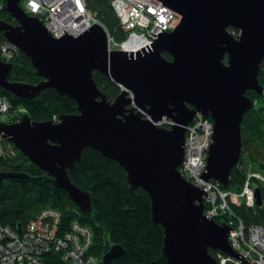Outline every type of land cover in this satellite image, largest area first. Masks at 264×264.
Masks as SVG:
<instances>
[{
	"label": "water",
	"instance_id": "1",
	"mask_svg": "<svg viewBox=\"0 0 264 264\" xmlns=\"http://www.w3.org/2000/svg\"><path fill=\"white\" fill-rule=\"evenodd\" d=\"M160 1L181 15L179 23L149 48L128 53L108 51L98 23L77 37L54 38L23 10L21 0H5L17 24L0 19V32L30 59L41 79L10 81L12 63L0 60V87L24 99L53 88L75 101L77 113L62 114L58 122L31 120L24 113L17 122H0V135L86 213L92 210L90 193L73 184L67 170L86 147L115 160L130 189L148 194L152 221L163 228L161 252L168 264H216L209 248L242 259L229 244L230 226L206 217V193L179 166L186 126L200 112L213 122L203 178L226 187L241 155L243 114L254 106L245 92L263 93L257 75L264 58V0ZM94 71L121 88L112 101L97 87ZM164 117L173 122L170 128L155 124ZM11 177L28 175L0 171V182ZM254 192L260 203L259 187ZM122 253L121 245L111 244L103 264Z\"/></svg>",
	"mask_w": 264,
	"mask_h": 264
},
{
	"label": "trees",
	"instance_id": "2",
	"mask_svg": "<svg viewBox=\"0 0 264 264\" xmlns=\"http://www.w3.org/2000/svg\"><path fill=\"white\" fill-rule=\"evenodd\" d=\"M111 1L85 0V3L113 39L120 42L125 39L126 32L119 23ZM0 19L17 24L6 7L0 10ZM229 31L234 36L238 34L237 29L229 28ZM4 38L0 32V40ZM163 56L171 59L168 53L164 52ZM11 63L10 81L35 84L41 79L35 74L30 59L20 50ZM92 76L108 100L112 101L121 92V88L104 74L94 71ZM257 78L263 86V93L258 94L251 89L245 92L254 101V106L243 114L241 155L231 169L226 187L221 185L222 189L240 191L249 170L264 174V58ZM0 93L6 95L12 103L9 123L19 120L24 113L35 121H52L62 114L77 113L75 101L53 88L43 89L32 99L20 98L1 87ZM14 109L18 112L16 116H13ZM0 171L28 175V178L11 177L0 182L1 225L14 230L24 229L42 209L51 207L60 213L59 231L70 230L74 221L90 229L92 240L88 253L96 255L99 264H103L102 256L111 244L121 245L123 253L112 259L110 264H168L161 252L163 228L152 221L148 194L140 187L130 189L124 169L100 151L84 148L73 168L67 170L70 181L90 193V213L81 211L66 192L53 183L47 172L31 163L19 151L16 157L0 156ZM252 185L259 187L261 202H255L251 207L244 202H230L231 213L215 218L217 223L227 221L229 216L239 219L245 226L259 224L264 228V184L253 179ZM208 252L216 258V264H220L218 254L227 256L211 248ZM42 258L46 264H69L62 259V253L55 250L43 253Z\"/></svg>",
	"mask_w": 264,
	"mask_h": 264
},
{
	"label": "built area",
	"instance_id": "3",
	"mask_svg": "<svg viewBox=\"0 0 264 264\" xmlns=\"http://www.w3.org/2000/svg\"><path fill=\"white\" fill-rule=\"evenodd\" d=\"M111 4L118 17L121 27L126 32L124 40L118 42L108 33L103 24L86 7L85 0H27L23 10L31 16L37 17L45 29L54 37L65 35L77 37L87 31L94 23L100 24L107 34L108 51L121 49L128 53H136L149 48L152 42L163 32L173 30L181 19V15L172 10L160 0H112ZM5 7L0 0V10ZM18 47L4 38L0 40V60L11 63L18 53ZM12 103L9 98L0 93V116L10 115ZM13 110V116L17 115ZM54 117L53 122H58ZM195 122L186 127L190 139L184 141V161L186 164L179 168L181 174L190 182L195 179L206 193L204 212L207 218L214 219L230 212V202L236 200L248 206L256 202L255 188L252 180L264 184V174L258 171L247 173L241 194L233 193L229 198V191L221 188L216 180H205L206 150L211 142L213 122L200 112L195 113ZM18 121V120H17ZM159 126L170 128L172 121L163 119ZM0 122H4L1 121ZM202 132V138L197 139L194 133ZM197 139V142L195 140ZM199 145L198 164L190 162L188 149ZM17 148L0 135V156L16 157ZM196 157V158H197ZM187 158V159H186ZM181 164V165H182ZM196 185V184H194ZM231 192V191H230ZM227 216V215H226ZM226 223L230 226L228 240L232 249L239 253L248 264H264V228L259 224L245 226L239 219L229 218ZM221 218V217H220ZM224 220V219H222ZM60 213L58 210L46 207L24 227L14 230L7 225L0 224V264H46L42 254L55 250L62 253V259L69 264H99V258L88 249L92 234L88 227L72 222L70 230L59 231ZM220 264H243L242 259L218 254Z\"/></svg>",
	"mask_w": 264,
	"mask_h": 264
},
{
	"label": "rangeland",
	"instance_id": "4",
	"mask_svg": "<svg viewBox=\"0 0 264 264\" xmlns=\"http://www.w3.org/2000/svg\"><path fill=\"white\" fill-rule=\"evenodd\" d=\"M27 0H21V3H22V5L24 6V4H25V2H26ZM146 117V116H145ZM163 119H167V118H163ZM163 119L161 120L162 121V123H164V124H167V123H169L168 121H163ZM195 115H194V117H193V119L191 120V122H189L188 124H187V126L188 127H190V125L191 124H193L194 122H195ZM0 120L1 121H4V122H8L9 121V115H6V114H2L1 116H0ZM171 121V120H170ZM172 124H173V122H172ZM171 124V125H172ZM186 126V127H187ZM190 131L189 130H186L185 129V139H184V141H186V137H187V140H189L190 139ZM202 132L201 131H199V133L197 134V133H194V137H196L197 139H199V138H202ZM187 159V158H186ZM206 161V160H205ZM184 162V163H183ZM182 163L185 165L186 164V160L184 161V158H183V160H182ZM181 163V164H182ZM183 164L182 165H180L179 166V168L181 169V167L183 166ZM251 171L249 170L247 173H250ZM209 180H211V179H207V181H209ZM192 184H196V186L197 187H199V188H202V186L200 185V184H198L197 183V181L195 180V179H192L191 181H190ZM241 190H242V187H241V189H240V191H238V192H234V191H229V190H227V191H229V193H231V194H228V196H229V198H231L232 196H233V193L232 192H234V193H237V195H240L241 193ZM206 202V198L204 197V203ZM239 201L238 200H236L234 203H238ZM242 202H244L243 200H242ZM205 207H206V205H205Z\"/></svg>",
	"mask_w": 264,
	"mask_h": 264
},
{
	"label": "bare ground",
	"instance_id": "5",
	"mask_svg": "<svg viewBox=\"0 0 264 264\" xmlns=\"http://www.w3.org/2000/svg\"><path fill=\"white\" fill-rule=\"evenodd\" d=\"M160 121H161V120H160ZM160 121L155 122V124L159 126L158 123H159ZM195 142L198 143V142H197V139L195 140ZM198 150H199V145H197V146H195V147H190V148L188 149V155L191 157V158H190V162L193 163L194 165H197L198 162H199V161H198V157H197V156H198V153H199ZM183 156H184V153H183ZM196 157H197V158H196Z\"/></svg>",
	"mask_w": 264,
	"mask_h": 264
},
{
	"label": "flooded vegetation",
	"instance_id": "6",
	"mask_svg": "<svg viewBox=\"0 0 264 264\" xmlns=\"http://www.w3.org/2000/svg\"><path fill=\"white\" fill-rule=\"evenodd\" d=\"M19 52V51H18Z\"/></svg>",
	"mask_w": 264,
	"mask_h": 264
}]
</instances>
